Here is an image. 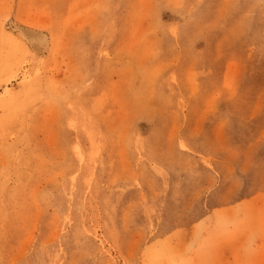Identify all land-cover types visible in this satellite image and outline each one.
I'll return each mask as SVG.
<instances>
[{
  "label": "rangeland",
  "instance_id": "rangeland-1",
  "mask_svg": "<svg viewBox=\"0 0 264 264\" xmlns=\"http://www.w3.org/2000/svg\"><path fill=\"white\" fill-rule=\"evenodd\" d=\"M0 264H264V0H0Z\"/></svg>",
  "mask_w": 264,
  "mask_h": 264
},
{
  "label": "bare ground",
  "instance_id": "bare-ground-1",
  "mask_svg": "<svg viewBox=\"0 0 264 264\" xmlns=\"http://www.w3.org/2000/svg\"><path fill=\"white\" fill-rule=\"evenodd\" d=\"M25 33L30 37L32 40H36L42 44L46 43L47 41V36L43 33L35 32L33 30H25ZM39 43V44H40ZM2 85V84H1ZM12 129V128H11ZM81 203V202H80ZM86 205V204H85ZM70 227V226H69ZM85 233V232H84ZM32 244V243H31ZM22 252V251H21ZM51 255V254H50ZM49 257V256H48ZM104 260V259H103ZM102 261V260H101Z\"/></svg>",
  "mask_w": 264,
  "mask_h": 264
}]
</instances>
